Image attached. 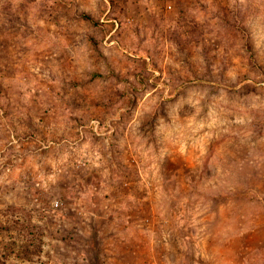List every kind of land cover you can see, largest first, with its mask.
Returning a JSON list of instances; mask_svg holds the SVG:
<instances>
[{
	"label": "rangeland",
	"instance_id": "obj_1",
	"mask_svg": "<svg viewBox=\"0 0 264 264\" xmlns=\"http://www.w3.org/2000/svg\"><path fill=\"white\" fill-rule=\"evenodd\" d=\"M0 264H264V0H0Z\"/></svg>",
	"mask_w": 264,
	"mask_h": 264
},
{
	"label": "built area",
	"instance_id": "obj_2",
	"mask_svg": "<svg viewBox=\"0 0 264 264\" xmlns=\"http://www.w3.org/2000/svg\"><path fill=\"white\" fill-rule=\"evenodd\" d=\"M92 123H93V126H94L95 130H99L100 123H101L100 120L99 119H94ZM41 144H42L43 147H48L49 146V143L46 144V142H42L41 141ZM53 204H54V207L56 209H58L60 207V201L59 200H56L55 202H53Z\"/></svg>",
	"mask_w": 264,
	"mask_h": 264
}]
</instances>
